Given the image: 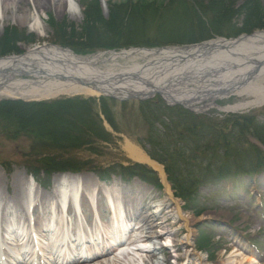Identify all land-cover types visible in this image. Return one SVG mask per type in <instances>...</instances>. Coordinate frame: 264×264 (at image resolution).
I'll list each match as a JSON object with an SVG mask.
<instances>
[{
    "label": "trees",
    "instance_id": "16d2710c",
    "mask_svg": "<svg viewBox=\"0 0 264 264\" xmlns=\"http://www.w3.org/2000/svg\"><path fill=\"white\" fill-rule=\"evenodd\" d=\"M84 16L82 29L71 34L61 28L66 22L56 25L53 18L49 20L59 30V43L82 54L123 46L190 44L264 28V10L251 1L237 5L233 0H170L162 4L137 0L111 4L108 17L95 2L85 8ZM21 36L15 29L6 31L0 38V55L17 51L16 42L23 39ZM116 103L102 98L101 108L113 128L120 130L117 117L129 116L117 115ZM132 112L138 119L130 121L141 120L147 128L140 143L153 159L165 165L176 194L197 214L215 207L227 183L247 184L251 181L248 176L264 170V150L252 141L256 138L264 144V110L218 117L196 114L179 105L168 106L156 97L139 102ZM101 122L92 99L0 101V136L26 138L36 150L44 146L68 153L72 148L91 145L94 138L111 140ZM36 162L39 165L30 168L36 178L41 177L42 170L49 178L53 171L81 169L78 160L64 155L42 157ZM138 167L145 179L157 182L153 172Z\"/></svg>",
    "mask_w": 264,
    "mask_h": 264
},
{
    "label": "bare ground",
    "instance_id": "6f19581e",
    "mask_svg": "<svg viewBox=\"0 0 264 264\" xmlns=\"http://www.w3.org/2000/svg\"><path fill=\"white\" fill-rule=\"evenodd\" d=\"M27 1L29 2V0H0V32L6 19L11 16L19 26L27 27L36 32L39 36H48L46 23L42 20L39 9L49 4H54L56 10L60 12L67 10L74 19L79 20L83 17L82 10L75 0H33L34 8L36 9H34V13H31L29 8L25 10V12L23 11L22 6L26 4ZM262 47H264V31L242 35L234 39L218 38L207 43L188 47L99 52L88 57L79 56L68 49L63 50L54 44L41 45L34 49H30L26 56L0 59V83L11 80L14 88L18 90L19 95L35 99L69 94H83L96 97L103 94H111L117 97L135 96L136 98L145 97L156 90V88H159L156 86L164 85V90L167 89L170 92L167 95L168 97L187 101V96L191 94L190 90L192 88H186L184 89L186 92L181 93L182 88L180 89L177 87V84L180 83L179 79L184 76V73L181 72L183 68L189 64L200 65L206 61L205 57L221 55L223 60L231 53L234 55L243 53L249 54L253 49L258 51ZM202 53H204V55H202ZM120 59L126 60V62L124 64H119L118 61ZM138 60H144V62ZM228 62L232 64L239 63L235 59ZM101 64H106V68H101ZM233 67L234 65H227L225 68ZM223 73L227 72L223 71ZM24 75H30L32 77L30 80L39 79V81H36L39 84L34 82L28 84L26 80H21ZM60 76H62V78ZM103 76L105 79L101 78ZM149 81L155 84L154 88L145 85L147 82L149 83ZM173 82L175 84L171 85L170 83ZM188 86L201 88L199 83ZM251 88L253 87L251 86ZM176 89H178L177 92L175 91ZM256 89L259 90L258 88ZM244 91L245 92L237 94L241 96L245 95L247 92L246 94L252 97L255 96V93L250 90L244 89ZM248 102L236 103L228 108L233 111H239L254 107L255 105L253 104H264V87L257 93L254 101ZM124 147L131 161L144 163L157 171L159 180L163 185L164 194L169 201L164 204L160 203L163 207L157 212L154 211L150 213V215H146L144 219H142V225L140 227L143 230L157 226L164 228L167 221L174 225L183 224L187 229L186 236L183 240H177L178 236L173 230L167 227L164 228L167 232L166 234L174 238V252L179 255L180 247L182 248L181 250H183L182 254L186 260L196 261L198 264H211L206 262L204 254L196 250L193 229L195 218L190 213L183 210L182 202L174 195L171 189L163 165L152 160L142 147L130 140H126ZM87 175L88 174L83 173L75 175L67 172L64 175H59L56 178V182L66 180L67 183L72 184L76 178L81 179ZM13 178L15 179L13 191L9 199L4 198L6 202L4 203L3 211L6 215L15 213V217H19L20 214L25 211V208H27L25 199L28 197V188L23 187L22 182L24 180L29 181L31 178L28 177L24 170L14 174ZM36 185V187L42 189L37 183ZM85 187V191L89 192L91 189H88V187L94 188L96 186L86 179ZM115 187H117L116 190L114 189ZM115 187L112 186L109 191L103 188L98 190L97 197L99 201L97 204L100 203V212L104 210V213H107L110 210V205L105 202V194L107 193L111 198L119 200L124 205L134 203L136 205L149 207L147 203L148 197L145 191L137 190L134 197L135 199L128 201L125 199V195H123L125 192L122 193L120 192L121 189L118 191V186ZM6 190H8L7 185ZM92 191L94 190L92 189ZM58 196L59 192H53L51 195H39L37 210L39 211L40 218L42 214H44V211L49 209L52 202L51 200ZM87 198L86 194L82 198L83 211L89 213ZM115 213H117V211H115ZM102 215L103 214L100 213V216ZM109 226L110 224H107V227L98 230V233L103 237L101 238L102 242H100L99 248L105 249L104 246L107 238L104 237L106 234L104 232L110 229ZM119 232L122 237L126 233L125 231ZM150 236L149 234L141 236L144 237L143 239L139 236L133 237L129 240V243L134 245L133 247H137L134 249L137 251L135 252L136 255L142 258L146 255L149 258L147 262L143 260L144 258H140L144 264H165V260H159L158 262L154 261L158 250L156 245L147 248L141 246L142 243L148 241ZM122 237H120L121 243L124 242V238ZM16 240H18V238H16ZM180 243L181 246H179ZM243 245L245 246V244ZM106 252L102 251L98 254H92L91 256L83 258L73 257L70 261L61 263L55 262V264H140L139 258L135 255H131L130 252H128V256L125 258L118 257L111 251ZM223 262L224 264H262L254 251L250 248L246 249V247H234L227 256L223 257ZM17 264H20V262Z\"/></svg>",
    "mask_w": 264,
    "mask_h": 264
},
{
    "label": "rangeland",
    "instance_id": "374dc122",
    "mask_svg": "<svg viewBox=\"0 0 264 264\" xmlns=\"http://www.w3.org/2000/svg\"><path fill=\"white\" fill-rule=\"evenodd\" d=\"M76 3L81 8L82 12L88 5L91 3H99L100 8L104 17H108L109 7L111 4H123L126 2H136L137 0H75ZM105 1V2H104ZM118 1V2H117ZM147 4L153 3H162L163 1L169 0H143ZM237 5H241L246 1H251L256 4L257 7L264 10V0H233ZM23 11L30 9L31 13L35 12L33 0L27 1L23 6ZM35 9V10H34ZM39 14L42 20L46 23L48 36H39L33 30L28 29L27 27L19 26L15 20L10 16L6 19L5 24L0 32V38H3L6 34V31H10L12 29L17 30V32H24L25 35H32L36 37V41L25 43L20 42L16 44V47L19 50L29 48L35 43H57V34L59 30L54 29L49 26V17L53 18L55 22L60 25L64 22L66 24H62L64 30L69 31V33H73V30H81L84 26L85 16L83 15L82 19H74L70 16L67 10L63 12L57 11L56 6L54 4H49L46 7L44 6L42 9H39ZM67 42V41H65ZM64 42V43H65ZM66 46V45H64ZM72 47V46H71ZM126 46L117 48V52L125 49ZM128 47V46H127ZM73 48V47H72ZM17 50L16 52H18ZM16 52H9L10 55H15ZM77 52V51H76ZM140 62H144V60H138ZM126 60H119L118 63L124 64ZM101 68H106V64H101ZM63 96V95H62ZM251 98L248 95H241L240 97L225 99L220 101V105L225 107L231 105L233 106L236 103H242ZM133 101V100H131ZM134 105H127V109H123L125 113L128 114V118L120 119L119 121V131L114 130L111 141L95 139L93 147L89 144L87 146H83L81 148H72L67 151H62L61 149L53 148V147H44L37 148V152L32 151L30 149L31 142L26 138H17V139H8L0 136V195L9 199L10 194L13 191V186L15 183V179L13 178L14 174L20 173L23 170L28 173V167L38 166L39 163L36 162L35 159H39L42 157L52 156V157H61L70 153V155L74 156L79 162H82L85 165V169L82 171L85 174H88L87 171L97 170L101 173H104L106 169H111V167H118L119 165L128 166L135 163L131 161L125 150V142L126 140H130L131 142L139 145L138 138L143 137L146 134V127L142 125V122H131L132 119H138V116L131 111ZM260 108L251 109L253 111H257ZM101 126L108 132L109 128L106 129L101 122ZM107 127V126H106ZM2 162L10 164L12 166V172L6 173ZM83 168V167H81ZM137 168V167H136ZM94 170V171H95ZM143 173L137 172L133 170V173L120 175H114V177L105 175L102 179L101 176L97 178L94 174L89 173L86 177L82 178L85 182L88 179L92 184L99 185L101 188L105 190H110L112 186H118L120 192H125V199L130 201L131 199H135L136 191L142 190L147 194L148 200L147 203L154 209L155 203H167L169 202L164 194V190L162 188H154L151 184L146 183L143 180ZM144 175V174H143ZM158 176V175H157ZM54 176L53 181L56 179ZM256 180H253L252 183L247 187L245 191V186L240 187V191L244 194V200L242 199H228V202L223 200L222 203L218 204L216 208L213 210H208L202 213L200 216H195L192 212H189L195 218V223L193 226L194 229V242L196 250L200 253L204 254L206 257V262L211 264H224L223 257L227 256L234 247H239L241 244H249L251 241L252 245L258 247V250L262 252V258L260 261L264 264V172L255 176ZM50 184H52V182ZM26 180L22 182V185H25ZM6 185L8 187V192L6 191ZM152 187V188H151ZM41 193L48 194V192L41 191ZM246 194V195H245ZM122 197V196H121ZM221 198V196H219ZM226 199L225 197H223ZM184 204V203H183ZM184 207V205H183ZM206 219V220H204ZM200 223H204L205 226L202 227L205 229V233L200 231L201 225ZM229 225L231 227H229ZM165 227L173 230L177 234V240H183L186 236L187 229L183 224L174 225L167 221ZM167 229V230H168ZM182 229V232L179 230ZM181 246V243L179 244ZM179 247V255L177 264H198L196 261H188L183 257V250ZM173 254V250H166L162 248L157 252L156 258H154L155 262L159 260H165V264H173L176 260L175 258H171L170 255ZM178 255V254H177ZM178 255V256H179ZM147 261H149L148 257L145 256Z\"/></svg>",
    "mask_w": 264,
    "mask_h": 264
},
{
    "label": "water",
    "instance_id": "95a60500",
    "mask_svg": "<svg viewBox=\"0 0 264 264\" xmlns=\"http://www.w3.org/2000/svg\"><path fill=\"white\" fill-rule=\"evenodd\" d=\"M36 48V47H34ZM65 49V48H63ZM262 49V50H261ZM258 51L253 49L249 54L243 53L234 55L233 53L229 54L227 58L222 60L221 55H215L212 57H205L206 61L199 64H189L185 68L182 69L181 72L184 73V76L179 79L180 83L177 84L178 88H182L181 93L186 92L184 89H190L191 94L188 95V100H179V99H172L167 95L170 93L169 90H164V85L156 86V88L151 93H158L160 94L168 104H181L185 108H188L195 112H202L204 109L210 107H217L219 106L216 103L218 98L227 97L232 94H237L241 92H245L244 89L250 90L251 92L259 93L260 90L264 87V47H262ZM27 53L22 55H12L7 56L8 58H15L18 56H26ZM221 54V53H219ZM204 55V53H202ZM238 56V57H237ZM4 59V58H1ZM235 59L239 63H231L228 62L230 60ZM227 65H234L233 68H225ZM226 69V70H225ZM226 71L227 73H223ZM62 78V76H60ZM55 78V77H53ZM105 79L104 76L101 77ZM28 84H32L33 82L36 84V81L39 79L33 80H26ZM224 81V82H222ZM200 84L201 88H195L192 84ZM171 85L175 84L170 83ZM169 84V85H170ZM188 84V85H187ZM147 87L154 88V85L151 81L145 84ZM251 86L253 88H251ZM258 88L259 90H257ZM254 89V90H253ZM16 89L13 86L11 80H6L5 82L0 83V94H12ZM178 89L175 91L177 92ZM250 92V93H251ZM247 93V92H246ZM153 96V94H149L145 97H138L139 99H146ZM254 96V98H255ZM113 98L117 99H127L129 97H116L111 95ZM254 101V99L250 100ZM248 102V101H247ZM251 103V102H248ZM256 105V104H253ZM260 105V104H258ZM263 105V104H262Z\"/></svg>",
    "mask_w": 264,
    "mask_h": 264
}]
</instances>
